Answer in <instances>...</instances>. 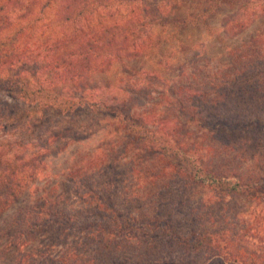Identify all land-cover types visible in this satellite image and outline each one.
<instances>
[{
    "label": "trees",
    "instance_id": "1",
    "mask_svg": "<svg viewBox=\"0 0 264 264\" xmlns=\"http://www.w3.org/2000/svg\"><path fill=\"white\" fill-rule=\"evenodd\" d=\"M162 1L0 0V252L12 249L1 264H264V29L229 49L230 71H211L206 88L172 85L154 101L164 79L151 69L81 87L147 53L168 23L209 28L227 6L216 30L233 38L264 15V0H197L185 15L161 13ZM99 119L137 151L71 171L78 204L60 215L10 211L46 155ZM95 164L99 177L87 173Z\"/></svg>",
    "mask_w": 264,
    "mask_h": 264
},
{
    "label": "rangeland",
    "instance_id": "2",
    "mask_svg": "<svg viewBox=\"0 0 264 264\" xmlns=\"http://www.w3.org/2000/svg\"><path fill=\"white\" fill-rule=\"evenodd\" d=\"M196 1L164 0L161 3L163 5L161 13L168 14L176 9L178 14L185 15L188 12L195 11ZM230 11L231 9L227 6L221 7L214 17L208 19L207 25L209 28L201 23L194 27L188 26L181 29L172 25L174 23L156 28L151 33L153 44L147 53L135 59L112 62L109 68L88 77L81 87L90 88L115 83L119 79L142 69H151L157 72L160 75L159 77L164 79V82L167 81L166 84L162 81L159 86L154 87L155 89L150 95V99L152 98L154 101L157 100V94L166 92L168 87L172 85L182 86V84L186 85L188 82L189 85L201 88L213 85L217 78L210 74L211 71L214 69H219V71L225 73L230 71L228 68L230 59L227 55L229 49L264 29V15H262L255 19L244 33L233 38L224 37L216 28L221 21V17ZM68 86L70 85L62 88L63 92L68 88L77 89L75 86ZM26 108L33 111V115L37 116L35 106H27ZM39 127L38 123L33 129V134L38 133ZM92 128L94 131L86 137L69 141L57 152L46 155L44 158L45 169L37 173L27 184L10 211L15 209L18 211L22 207H29L34 209L35 212L40 211L41 215H60L62 210L66 212L69 207L78 204L77 197L73 195V192L76 189L75 187L78 189L82 187V178L73 176L74 178L70 179L68 175L71 174V171L85 165L90 157H96L105 152L120 157L124 154L130 156L135 153L134 151H137L115 122L99 119ZM217 151H221L219 146ZM222 151L225 150L222 149ZM208 152L212 153L213 151ZM215 163L218 165L229 164L227 166H235L238 170L242 168L243 172L251 168L247 166V161L236 163L235 159L228 158L227 155L224 157L219 155ZM101 171H103V167L100 164H95L87 170V173L91 176L94 175L93 177H99L98 172ZM40 208L41 210H39ZM259 209H262V207L258 205L256 210ZM6 215L0 218V229L4 226L7 219ZM36 242L35 240L33 245L38 244V248L43 249L40 246L41 242ZM48 248L45 250L50 251ZM55 248L52 247L51 250ZM11 252L12 249L0 252V256L4 255L2 259L5 260L10 258L9 254Z\"/></svg>",
    "mask_w": 264,
    "mask_h": 264
}]
</instances>
